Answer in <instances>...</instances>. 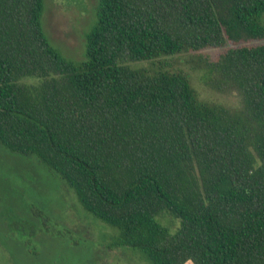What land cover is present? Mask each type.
Listing matches in <instances>:
<instances>
[{"label":"trees","instance_id":"1","mask_svg":"<svg viewBox=\"0 0 264 264\" xmlns=\"http://www.w3.org/2000/svg\"><path fill=\"white\" fill-rule=\"evenodd\" d=\"M43 11L0 0V145L62 179L118 231L113 249L264 264V0H97L78 62L51 45ZM206 48L221 52L198 57L204 84L236 92L239 110L200 101L159 61Z\"/></svg>","mask_w":264,"mask_h":264},{"label":"rangeland","instance_id":"2","mask_svg":"<svg viewBox=\"0 0 264 264\" xmlns=\"http://www.w3.org/2000/svg\"><path fill=\"white\" fill-rule=\"evenodd\" d=\"M96 2L44 0V33L65 59L83 58ZM220 52L206 48L159 61L167 72H182L200 101L239 110L241 99L236 92L217 93L203 82L198 57L213 60ZM131 66L149 68L150 63ZM160 222L171 229L177 225L169 217ZM117 234L87 213L56 174L33 157L13 154L0 145V264H149L136 251L111 248V238Z\"/></svg>","mask_w":264,"mask_h":264}]
</instances>
